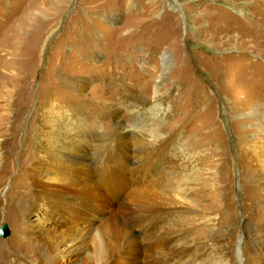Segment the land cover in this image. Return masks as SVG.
<instances>
[{"label": "rangeland", "instance_id": "1", "mask_svg": "<svg viewBox=\"0 0 264 264\" xmlns=\"http://www.w3.org/2000/svg\"><path fill=\"white\" fill-rule=\"evenodd\" d=\"M161 75L159 134L180 130L164 157L188 179L189 237L204 262L219 264L205 224L222 219L215 230L226 254L236 264H262L264 177L250 146L264 132V0H0V163L5 141L9 168L0 178V229L8 231L0 264H35L22 240L11 245L33 216L22 212L31 190L27 168L39 146L52 145V117L85 141L92 176L108 191L121 127L152 112ZM129 92L146 103L137 113L129 112ZM112 105L117 119L107 112ZM125 132V158L136 162V138ZM46 170H37L38 179L49 180ZM146 221L152 228L155 219Z\"/></svg>", "mask_w": 264, "mask_h": 264}, {"label": "bare ground", "instance_id": "2", "mask_svg": "<svg viewBox=\"0 0 264 264\" xmlns=\"http://www.w3.org/2000/svg\"><path fill=\"white\" fill-rule=\"evenodd\" d=\"M162 59L165 67L167 60ZM158 79L154 86L152 112L131 128L123 126L121 121L117 124L119 127L122 125L123 135H118L121 142L117 146L122 150H118L115 157L111 156L110 164L117 170L109 173L104 182L108 191L101 189L92 176L91 159H85L88 156L85 141L80 139L79 142L73 134L74 127L60 120V115L52 117V145L47 149L39 146L37 161L30 168L27 166L26 180L31 190L24 207L26 210L23 208L22 212L33 216L24 223V234L16 231L12 248L22 246V240L28 248L31 262L35 264H207L203 261V254L199 253V242L189 237V228L185 227L188 224L185 216L194 206L187 199L188 179L185 177L186 182H182L181 176L174 174L175 160L164 157L168 155L172 140L179 138L180 130L174 134H159L158 119L162 118L163 112L158 109L163 98H158V93L164 78L161 75ZM84 84V81L75 83L77 87ZM129 96L130 113H137L145 107L146 103L135 101L131 92ZM107 112L113 119L118 118L115 106H108ZM130 129L136 138L133 144L136 162L130 157L125 158V131ZM261 135L262 139L251 144L250 155L255 169L264 177L263 131ZM158 138L162 139L160 143L153 142ZM4 145L5 141L1 143L4 151L1 154L0 178L9 171ZM120 156L123 158L121 161ZM125 160H128L126 168ZM188 161L191 165V159ZM43 167L49 170H46L50 175L48 181H42L36 175L37 170ZM262 192L264 194V182ZM17 209L21 212V207L16 206ZM129 213L132 217L122 216ZM149 218L155 219L152 228L145 224ZM39 221L48 224L43 227ZM133 223L138 231L132 229ZM142 224L144 227L140 228ZM223 226L222 219L214 224L206 223V242L216 248L219 264H236L237 259L226 254L224 236H219L215 230H221ZM149 230L152 232L148 234ZM247 233L245 228L243 242L247 240ZM25 234L29 237L25 238ZM260 254L264 264V241Z\"/></svg>", "mask_w": 264, "mask_h": 264}, {"label": "water", "instance_id": "3", "mask_svg": "<svg viewBox=\"0 0 264 264\" xmlns=\"http://www.w3.org/2000/svg\"><path fill=\"white\" fill-rule=\"evenodd\" d=\"M8 234L6 225L2 226L0 229V238H5V236Z\"/></svg>", "mask_w": 264, "mask_h": 264}]
</instances>
